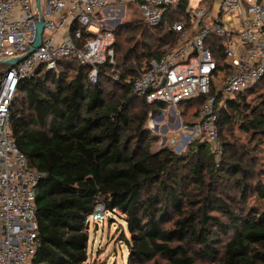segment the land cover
Returning a JSON list of instances; mask_svg holds the SVG:
<instances>
[{"label": "trees", "instance_id": "16d2710c", "mask_svg": "<svg viewBox=\"0 0 264 264\" xmlns=\"http://www.w3.org/2000/svg\"><path fill=\"white\" fill-rule=\"evenodd\" d=\"M130 4L139 12L137 2ZM182 11V5L169 8L158 26L147 25L139 12L138 25L122 27L120 34L136 31L139 38L131 35L127 47L120 44L129 65L118 83L105 80L113 67L108 56L97 65L95 82L88 79L90 65L68 56L55 69L42 66L18 83L9 107L10 135L27 165L43 173L30 264H83L89 240L84 219L97 201L125 222L126 264H264V175L251 148L223 133L240 114L244 133L264 131V77L217 109L218 165L203 142L187 154L151 152L141 131L147 113L166 104L134 96L131 83L174 45L170 24ZM89 38L82 32L76 46L83 48ZM257 94L260 101L250 106L245 98ZM202 102L199 96L176 106L192 118ZM131 105L140 111L130 113Z\"/></svg>", "mask_w": 264, "mask_h": 264}, {"label": "built area", "instance_id": "2783aa9c", "mask_svg": "<svg viewBox=\"0 0 264 264\" xmlns=\"http://www.w3.org/2000/svg\"><path fill=\"white\" fill-rule=\"evenodd\" d=\"M0 0V61L24 55L35 39V21H43L40 45L13 66L0 65V264H30L37 247L36 186L43 173L29 167L10 135L9 107L20 80L36 70L55 69L64 57L91 66L109 57L110 30L89 33L96 15L108 7L137 2L144 22L158 26L169 8L183 6L170 24L174 45L151 60L131 83V93L147 103L171 108L182 101L203 97L192 118L194 132L208 145L218 165L222 144L217 109L227 100L252 89L264 77V0ZM76 23L79 27L70 31ZM89 39L78 48L75 39ZM218 54L216 60L214 54ZM222 62V67L218 62ZM104 204L97 201L85 219L88 227L103 223Z\"/></svg>", "mask_w": 264, "mask_h": 264}, {"label": "rangeland", "instance_id": "374dc122", "mask_svg": "<svg viewBox=\"0 0 264 264\" xmlns=\"http://www.w3.org/2000/svg\"><path fill=\"white\" fill-rule=\"evenodd\" d=\"M194 4L195 0H190ZM44 0H42V4ZM140 13L135 5L127 4L124 7L116 6L111 12L98 13L94 18L95 26H90L89 33H97L101 31H114L111 47L113 57V67L106 71L105 80L110 83L119 82L118 74L123 70L124 65L129 62H123L121 59L122 49L127 47L129 36L134 35L137 40L139 34L136 31L123 32L120 34L122 27L130 25L135 27L138 25ZM120 44L123 48L120 50ZM112 49V48H111ZM106 61V57L101 63ZM129 81V77L127 79ZM116 88L113 92H116ZM262 91V90H261ZM260 91V92H261ZM119 93V92H118ZM264 96V92H263ZM250 106H255L260 101V96L248 95L245 98ZM133 101V99H132ZM139 112V106H132L130 113ZM187 109L183 106L171 108L169 105L164 106L157 112L149 111L146 115V121L141 127V131L148 137L149 149L151 152H161L163 150L170 151L174 155L187 154L194 151L197 144L201 143L200 137L194 132L195 121L191 117H187ZM243 114L233 117L231 125L223 129V133L227 139L234 141L238 145H244L251 148L252 153L257 157L256 161L260 171L264 175V131L258 135L251 136V133H244L240 129V121L243 120ZM161 116V117H159ZM187 137H189L187 139ZM163 154H161L162 156ZM215 161V160H214ZM216 163V162H215ZM252 201V198L249 199ZM126 236V226L122 216L115 212H106V218L103 223H97V227L93 224L88 226V257L83 264H126L127 248L121 240V235ZM198 264H210L206 261H198Z\"/></svg>", "mask_w": 264, "mask_h": 264}, {"label": "water", "instance_id": "95a60500", "mask_svg": "<svg viewBox=\"0 0 264 264\" xmlns=\"http://www.w3.org/2000/svg\"><path fill=\"white\" fill-rule=\"evenodd\" d=\"M35 4H36V8L39 11L40 10V0H35ZM35 30H36V34H35V39L31 45V47L27 50V52L17 58H10L7 60H3L0 61V64L2 65H7V66H13L15 64H17L18 62L22 61L24 58H26L30 53H32L39 45L41 42V34H42V30H43V21L40 19H37L35 21ZM161 117V116H159ZM189 137H187L188 139ZM95 227H97V225H95Z\"/></svg>", "mask_w": 264, "mask_h": 264}, {"label": "crops", "instance_id": "0c3cea01", "mask_svg": "<svg viewBox=\"0 0 264 264\" xmlns=\"http://www.w3.org/2000/svg\"><path fill=\"white\" fill-rule=\"evenodd\" d=\"M113 8L114 7H108V8L105 9V12H109V11L111 12V9H113Z\"/></svg>", "mask_w": 264, "mask_h": 264}]
</instances>
